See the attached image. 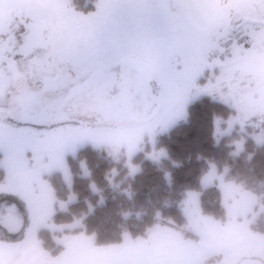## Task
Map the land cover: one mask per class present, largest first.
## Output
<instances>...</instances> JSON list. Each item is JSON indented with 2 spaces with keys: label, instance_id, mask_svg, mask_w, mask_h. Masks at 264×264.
Instances as JSON below:
<instances>
[{
  "label": "rangeland",
  "instance_id": "374dc122",
  "mask_svg": "<svg viewBox=\"0 0 264 264\" xmlns=\"http://www.w3.org/2000/svg\"><path fill=\"white\" fill-rule=\"evenodd\" d=\"M90 2L93 3L92 8L82 11L72 0H0V15L5 20L16 18V22L20 17L38 18L42 44L47 47L48 55L54 62L61 49H68L87 38L97 0H85L84 4ZM162 15L179 29L167 46L168 51L179 58L175 77L169 79L163 71L162 59L157 51L162 46L161 37L148 39L140 48L131 50L126 58L139 59L143 69L149 72V88L156 93V99L149 100L139 93V87L126 64L117 69L129 76L127 86L131 95L128 105H110L109 102H102L97 94L84 96V91L81 97L68 100L63 106L53 105L55 99H41V87L32 81V61L26 57L18 58L16 68L22 72L21 79L15 81L6 72L7 86L0 91V169L9 179L7 184L0 185L1 188L11 189V183L18 181L16 177L27 175L25 190L34 186L40 194L45 184L50 185L42 179V175L56 171L62 174L69 186L68 157L75 158L77 151L87 144L103 149L115 161H122L131 176L139 169L137 159L141 155L152 162H159L166 156L167 152L158 147L159 138L175 124L185 120L189 103L204 94L234 108L235 114L224 125H219L217 121L216 135H232L236 153L245 149L248 140L256 144L264 142V7L256 0H177L172 8L165 3ZM231 27L237 28L239 45L236 46V40H233L227 46L231 52V57L225 58L227 65L215 71L205 67L189 83L183 76L184 53L188 49H200ZM245 28L250 30V34H244ZM8 59L10 61V56ZM218 60L219 57H213L206 63L212 64ZM29 96L46 101L45 106L35 103V107H26L25 100ZM70 106L71 110L68 111L66 107ZM44 110L48 111L47 114ZM81 130L99 131L103 138L97 142L84 139L70 147L69 134ZM227 172L226 165L221 168L211 161L200 179L202 188H217L224 210V223L231 221L234 224L233 229L226 225L227 228L220 234L212 231L214 235L210 234V237H229L231 232H234L231 235L238 236V231L250 229L244 234L262 235L259 238L264 241V233L260 234L251 227L264 206L260 203L257 205L254 194L243 190L239 183L230 181ZM6 188L4 190L7 191ZM200 197V190L186 191L177 205L184 220L180 226L186 233L172 227L179 233L154 236V244H162L163 250L161 246L157 247L160 253L172 252L174 244L185 241L184 235L190 236L189 239L194 236V241L199 237L201 239L203 231L200 229L203 225L219 222L205 214ZM69 198L73 199L74 195L70 194ZM89 209H92L91 205ZM156 215L159 218L161 213L157 212ZM77 223L80 222L74 223L73 228ZM155 226L165 227L160 224ZM122 234L124 240L131 236L138 237L129 232ZM93 237L95 242V235ZM178 239L179 242H176ZM122 241L106 246L108 249L120 248L117 245ZM229 248L239 254L245 250L236 248L234 244H230ZM188 251L185 250L186 253ZM112 257H107L108 264H113ZM164 259L158 255L156 264H162ZM146 263L147 257L143 261V264Z\"/></svg>",
  "mask_w": 264,
  "mask_h": 264
},
{
  "label": "trees",
  "instance_id": "16d2710c",
  "mask_svg": "<svg viewBox=\"0 0 264 264\" xmlns=\"http://www.w3.org/2000/svg\"><path fill=\"white\" fill-rule=\"evenodd\" d=\"M72 2L82 11L93 6L91 2L84 4L85 0ZM233 114V107L209 94L197 97L187 106L186 119L159 138L158 147L167 152L166 156L152 162L141 155L137 159L139 169L131 176L122 161H115L103 149L87 144L77 151L75 158L68 157L69 186L58 171L43 175L55 201L50 222L71 223L80 218L81 228L65 231L93 234L97 245L119 243L123 232L144 235L156 224L184 231L177 205L189 189L200 190V205L205 214L224 222L217 188L200 186L211 161L221 168L226 165L228 179L254 194L257 205L264 206V142L248 140L245 149L236 153L232 135H216L217 121L224 125ZM3 174L0 169V181ZM157 212L161 213L159 218ZM251 227L264 233V210ZM51 235L45 227L37 232L42 245L55 253L60 248Z\"/></svg>",
  "mask_w": 264,
  "mask_h": 264
},
{
  "label": "snow or ice",
  "instance_id": "6c2138e0",
  "mask_svg": "<svg viewBox=\"0 0 264 264\" xmlns=\"http://www.w3.org/2000/svg\"><path fill=\"white\" fill-rule=\"evenodd\" d=\"M165 3L172 8L177 0H97L87 38L68 49H61L54 62L47 47L40 42L38 18L20 17L16 22V18L5 20L0 15V91L7 86L6 71L10 78L12 72L18 70L14 67L18 58L26 57L32 61V81L44 88L41 99L54 98L58 104H65L76 98L79 86L93 89L112 83L116 78L115 69L126 62L129 52L156 36L162 38V46L157 51L163 71L167 78L173 79L179 58L171 54L167 46L179 29L162 15ZM256 3L264 7V0H256ZM236 33L237 28L231 27L200 49H188L182 58L184 78L190 83L205 67L213 71L225 67L228 63L225 58L231 57L227 46L233 40H236V46L239 45ZM244 34H250V30L245 28ZM213 57H219V60L206 63ZM35 99L29 96L25 106L35 107ZM69 135L70 147L84 139L97 142L103 138L101 132L88 130Z\"/></svg>",
  "mask_w": 264,
  "mask_h": 264
},
{
  "label": "crops",
  "instance_id": "0c3cea01",
  "mask_svg": "<svg viewBox=\"0 0 264 264\" xmlns=\"http://www.w3.org/2000/svg\"><path fill=\"white\" fill-rule=\"evenodd\" d=\"M27 177H16L18 181L11 183V189L1 188L9 182L5 174L0 181V264H108V256H114L113 264H143L146 257V264H156L158 255L166 258L162 264H264V241L259 238L262 235L244 234L250 229L238 231V236L231 235L234 233L231 232L229 237H210V234L214 235L212 231L220 234L227 228L226 225L233 229L231 221L203 225L200 229L203 231L201 239L199 237L194 241V236L189 239L190 236L184 235L185 241L174 244V249L169 253H160L157 247L161 246L163 250L162 244H154V236L179 233L173 226H156L148 229L145 235L131 236L126 240L123 237L122 243L117 245L120 248L108 249L106 245H96L92 234H86L83 230L74 233L65 231L81 228L80 218L71 223L50 222L55 212L51 186L45 184L40 194L34 186L25 190ZM45 196L48 199H43ZM76 222L80 223L73 228ZM41 227L51 232L54 243L60 248L57 252L51 253L42 245V240L37 236ZM241 233L243 236H240ZM230 244L245 250L239 254L229 248ZM185 250L189 251L186 253Z\"/></svg>",
  "mask_w": 264,
  "mask_h": 264
},
{
  "label": "flooded vegetation",
  "instance_id": "af4514ba",
  "mask_svg": "<svg viewBox=\"0 0 264 264\" xmlns=\"http://www.w3.org/2000/svg\"><path fill=\"white\" fill-rule=\"evenodd\" d=\"M40 35H41V33H40ZM40 42L41 43L43 42L41 36H40ZM16 66L17 65H15L14 67L16 68ZM16 69H18V68H16ZM127 70L132 72L133 78L136 81L137 86L139 87V93L142 94V96L148 98L149 100L157 98L156 93H154L152 91V89L149 88V86H150L149 77H147V75L146 76L144 75L146 73V71H144V69L141 68L140 65L137 68V67H135V65L129 63V64H127ZM21 75H22V72L18 69V70L13 71L11 76L16 81V80L21 79V77H22ZM115 77L116 78L113 80L112 83L107 84V85H100L99 87H96L93 89H89V88L84 87V86H79V92H78V95L76 96V98H78V96L81 97V95L83 94V91H84V94H85L84 96H87L90 94L91 95L97 94V96L101 97L102 102H104V101L109 102L110 105L111 104L116 105V103H122L123 105H128V103L130 102V95H131L129 93L130 89L127 86L129 84L128 83L129 82V76L128 75L125 76L122 72H120L116 68L115 69ZM40 87H41V93H43L44 88L42 85H40ZM44 102H46V101H44ZM44 102L40 98L35 99V103H37L38 105L45 106ZM53 105L63 106L64 104H58L55 100ZM66 109L68 111H70L71 106L66 107ZM43 112H45V114H47L48 111L44 110Z\"/></svg>",
  "mask_w": 264,
  "mask_h": 264
},
{
  "label": "water",
  "instance_id": "95a60500",
  "mask_svg": "<svg viewBox=\"0 0 264 264\" xmlns=\"http://www.w3.org/2000/svg\"><path fill=\"white\" fill-rule=\"evenodd\" d=\"M129 63L135 65V67H137V68L139 67V64L142 65V63L140 62L139 59L136 60V59H132V58L126 59V62L123 65H126V64H129ZM141 68H144L143 65H142ZM144 71H146V70H144ZM144 75L145 76L147 75V77H149V72L146 71V73Z\"/></svg>",
  "mask_w": 264,
  "mask_h": 264
}]
</instances>
